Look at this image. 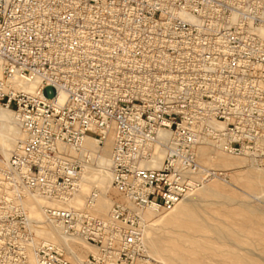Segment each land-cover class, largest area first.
<instances>
[{
  "label": "built area",
  "instance_id": "1",
  "mask_svg": "<svg viewBox=\"0 0 264 264\" xmlns=\"http://www.w3.org/2000/svg\"><path fill=\"white\" fill-rule=\"evenodd\" d=\"M0 107L22 131L0 150V264H157L143 211L224 175L201 145L264 167V0H0ZM88 136L113 138L107 217L91 212L97 187L68 205ZM36 194L57 202L43 216L66 242L37 240Z\"/></svg>",
  "mask_w": 264,
  "mask_h": 264
},
{
  "label": "bare ground",
  "instance_id": "2",
  "mask_svg": "<svg viewBox=\"0 0 264 264\" xmlns=\"http://www.w3.org/2000/svg\"><path fill=\"white\" fill-rule=\"evenodd\" d=\"M21 138L22 131L20 129L16 114L12 110L0 107V150L5 157H8L10 155L11 151ZM112 139V136H109L105 140V144L102 145L95 138L88 136L80 149L70 150L72 154L84 160V175L83 184L80 191L77 192L68 201V205L83 208L85 206L84 197L89 193L90 188L92 189L93 187H97L100 190V194L96 199L94 205L91 207V212L94 215L100 217H107L109 215V211L113 201L110 195V191L112 189L117 192L112 186L111 173L109 170L110 155L113 143ZM236 156L237 155L229 154L223 151L211 142H206L199 148V157L203 164L211 167L214 170L221 171L222 174H224V171L226 170H237L239 171L238 173L244 172L239 174V176L236 177V180L242 182L253 192L259 191L260 188L264 185V167H260L249 156L243 155V157L240 158ZM248 160L250 161V163H248ZM93 164H96L97 166L94 167ZM154 166L159 167L160 164L155 163ZM262 192H264V190H261V193ZM209 196L223 197L225 198V200H227V202H229L228 200L233 199L231 195L225 193L222 190V186L220 183H218L217 181H212L211 183L204 185L202 188L196 190L195 192L187 196L185 199H183L172 209V211H170V213H167L163 216L160 215L161 212L152 209H146L143 211V217L146 220L148 227L154 226L156 225V222L160 223L161 221L173 224L177 222L180 224L181 222L182 224L184 223V225L188 222L189 224L190 222H192L194 224V227L195 225L199 227L200 224L197 219V204L200 203L199 205H201V202L199 201H204ZM237 202L240 203V201ZM55 204H57V202L48 200L45 197L37 194L28 195L26 197L25 206L28 209L31 217L34 219L33 229L36 233L37 240L52 241L56 243L66 242L65 237L63 236L60 228L55 224L45 221L43 216V207L46 205ZM243 206L246 209L248 207V204ZM96 213H98L99 215ZM210 228L212 229L213 226ZM153 232H151V230L149 229H146V239L148 245L154 252L162 253L164 250L167 249V247L162 245V240L157 236V234ZM218 232L224 238L232 235L230 231L224 228L219 229ZM201 240L193 239V241L197 242L199 245H204L205 242H207L206 244H212V246L214 245L213 243H210L208 241L203 242ZM70 248L74 250V253L76 252L82 256H87L89 252H97V250L92 245L76 240L70 243ZM29 253L30 259L32 261H35L34 246L31 248ZM180 255L181 254H179V256ZM229 256L228 257L230 259L232 258L233 260L237 262H242L243 264H257L256 262L251 261V259L249 260L248 258H245V256L241 254L232 252L231 254H229ZM158 257H160L161 259H165L162 255ZM173 258L175 261L179 259V257L177 258V255L173 256ZM153 259H156L155 261L157 262L165 264L163 260H158L157 258ZM181 259L185 260L186 262L184 263L186 264H199L197 261H195L196 258H194L193 261L187 259L186 256H181ZM198 261L201 262L200 259Z\"/></svg>",
  "mask_w": 264,
  "mask_h": 264
},
{
  "label": "rangeland",
  "instance_id": "3",
  "mask_svg": "<svg viewBox=\"0 0 264 264\" xmlns=\"http://www.w3.org/2000/svg\"><path fill=\"white\" fill-rule=\"evenodd\" d=\"M101 144L104 145L105 141ZM236 157L243 156L237 155ZM248 163H250L249 160ZM93 166L96 167L97 165L93 164ZM224 172V175L204 182L198 189L212 181H217L221 184L222 190L231 195L233 199L227 202L223 197L209 196L206 200L199 201L201 205H199L200 203L197 204V219L200 225L199 227L195 225L196 228L192 222L190 224L189 222L186 223L185 226L181 222L180 224L178 222L173 224L161 221L162 224L156 222L157 226H147L146 229L151 230V232L155 230L153 233L157 234L162 240V245L167 247L162 253H157L148 245L151 258L163 260L165 264H186L181 256H186L187 259L193 261L196 258L195 261L199 264H243L229 258L231 257L229 254L233 252L243 255L257 264H264V192L261 193V190H264V185L259 191L253 192L242 182L236 180V177L244 172L238 173L237 170H226ZM91 190L90 188L89 192ZM110 195L112 200L121 199L120 195L112 189ZM237 201H240V203ZM247 204L248 209H245L243 205ZM170 211L172 210L163 211L160 215L164 216ZM210 224L213 226L212 229ZM217 227L230 231L232 238L230 236L222 237ZM193 239H202L201 241H208L214 245L205 242V248L204 245L201 244L202 247ZM179 254L181 255L179 256ZM161 255L165 259L158 257ZM175 255H177V258L179 257L176 261L173 258ZM157 264L163 263L157 262Z\"/></svg>",
  "mask_w": 264,
  "mask_h": 264
}]
</instances>
